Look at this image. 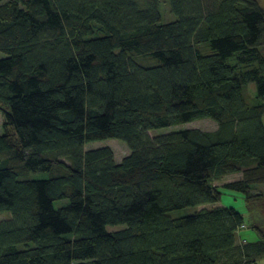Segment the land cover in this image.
<instances>
[{
	"label": "trees",
	"instance_id": "16d2710c",
	"mask_svg": "<svg viewBox=\"0 0 264 264\" xmlns=\"http://www.w3.org/2000/svg\"><path fill=\"white\" fill-rule=\"evenodd\" d=\"M168 4L177 19L162 23L158 0H0V212L11 214L0 221V264L264 257L263 228L239 244L243 213L208 208L222 196L211 181L241 174L226 188L246 198L264 186V7ZM206 119L217 129L149 136ZM106 139L129 154L117 163L110 148L84 149ZM191 207L202 209L168 216ZM114 225L125 228L108 232Z\"/></svg>",
	"mask_w": 264,
	"mask_h": 264
},
{
	"label": "rangeland",
	"instance_id": "374dc122",
	"mask_svg": "<svg viewBox=\"0 0 264 264\" xmlns=\"http://www.w3.org/2000/svg\"><path fill=\"white\" fill-rule=\"evenodd\" d=\"M158 1H159V12L162 23L175 21L177 18L176 16L170 13L168 0H158ZM258 2L264 7V0H258ZM102 35H105V33L104 32L100 33V31L97 30L95 31L94 37L102 36ZM260 53L264 56V47L260 49ZM3 57L4 55L0 53V58ZM231 62L234 64L235 60H232ZM146 63H148V61ZM152 64H154V61H149L148 65H152ZM246 95H247V100L250 104H254L258 102L255 84L252 83L247 87ZM1 111L2 110L0 109V133L3 134V133H8V129L3 126L4 120ZM217 127L218 126L214 121L206 119V120H200V121L184 124L182 126L154 130L153 132L149 133V136L153 138L158 135L168 134L178 130L198 129L202 131H214L217 129ZM104 147L111 149L114 155V159L117 163L120 162L125 156L129 154V149L127 145L117 139H106L102 141L91 142L85 144L84 149L91 150V149L104 148ZM30 177L31 179H42V178H47L48 175L31 174ZM239 180H242L241 174L230 175L225 178H222L221 180L211 181V184L214 187L220 189V191L222 192V196L220 202H218L215 205L208 206V208L215 206L233 207L236 210L243 213L245 218V224L239 230L237 239L239 244H244L251 242L252 239L250 240L249 239L250 237H258L257 235L254 236L255 232L253 229V225L260 226L261 228L264 229V186L261 185V186L252 187V193L250 197L246 198L245 194L226 188L228 184L237 182ZM65 204H67V201L62 200L58 203H55V207L58 208ZM201 209H202L201 207L186 208L183 210L171 212L168 214V216L172 218H178L181 216L194 214L200 211ZM9 219H11V214L9 212H0V221L9 220ZM124 228H125L124 225H114V226L106 227L108 232L119 231ZM32 246H33L32 243H27V244L18 245L17 249L23 250L25 247H32ZM253 264H264V257L259 260H256L255 263Z\"/></svg>",
	"mask_w": 264,
	"mask_h": 264
},
{
	"label": "crops",
	"instance_id": "0c3cea01",
	"mask_svg": "<svg viewBox=\"0 0 264 264\" xmlns=\"http://www.w3.org/2000/svg\"><path fill=\"white\" fill-rule=\"evenodd\" d=\"M256 234L254 233V236H255ZM249 238V237H248ZM250 240H251V242H257L259 239H258V237H250L249 238Z\"/></svg>",
	"mask_w": 264,
	"mask_h": 264
}]
</instances>
